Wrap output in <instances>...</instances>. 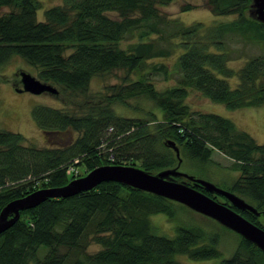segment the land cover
Segmentation results:
<instances>
[{"label": "trees", "instance_id": "obj_1", "mask_svg": "<svg viewBox=\"0 0 264 264\" xmlns=\"http://www.w3.org/2000/svg\"><path fill=\"white\" fill-rule=\"evenodd\" d=\"M169 1L62 0L39 20L38 0H0V81L4 67L22 56L38 68L40 79L78 97L88 93L96 74L137 69L145 58L168 54L170 50L159 47L151 35L161 30L160 23L170 20L177 26L176 44L181 48L177 85L159 90L138 79L131 86L110 85L105 98L87 102L77 111L34 106L32 114L42 129L76 130L72 141L39 146L19 131L0 128V211L9 200L38 187L67 183L75 176L74 171L66 173V166L78 156L80 162L75 164L86 166L79 176L104 163L132 164L152 172L176 166L178 158L165 143L168 139L179 145L181 155L200 161H209L218 149L230 156L239 174L225 188L264 211V143L231 118L193 111L185 101L189 90L196 89L232 109L263 105L264 22L249 14L252 0H208L214 14H237L232 20L210 24L168 19L157 5ZM4 6L16 9L1 12ZM134 33L136 41L122 46L121 40ZM229 33L257 43L262 50L247 57L237 70L228 64L232 56L223 39ZM234 75L238 79L233 86L228 77ZM139 92L154 100L163 115L151 111L149 118L122 116L115 111V102L130 105L126 97ZM104 140V148L115 153L113 159L109 151L104 154ZM176 179H185L264 228L263 213L238 209L224 195L184 176ZM175 202L115 180L68 197L47 198L22 209L19 219L0 233V264H191L178 256H220L219 233L199 223L180 221L173 235L158 231L151 215L165 213L176 219ZM238 235L240 248L219 264H264V250ZM92 242L100 247L89 251Z\"/></svg>", "mask_w": 264, "mask_h": 264}, {"label": "rangeland", "instance_id": "obj_2", "mask_svg": "<svg viewBox=\"0 0 264 264\" xmlns=\"http://www.w3.org/2000/svg\"><path fill=\"white\" fill-rule=\"evenodd\" d=\"M39 6L36 16L39 20L45 19V10L53 5L62 3V0H38ZM191 4V8H185L186 4ZM252 4V2H251ZM159 12L169 18H178L186 24L200 20L206 24L219 21H229L237 14H214L208 0H171L165 4L157 5ZM16 9L14 6H4L1 12H7ZM253 6L249 10L251 16L256 13ZM114 15V12H111ZM259 20V19H258ZM160 31H152L151 35L157 39V45L169 49L168 54L154 55L145 58L144 64L137 69L115 68L101 74H96L91 78L89 91L87 94L65 95L58 91L53 93L44 91L42 93H33L31 91L17 90L22 86L20 79V70H26L38 77V68L28 64L22 56L13 58L5 67L0 81V128L19 131L27 138L39 146H55L59 143L72 141L78 132L73 129L64 131L48 130L45 131L37 123L32 114L36 104L48 105L67 111H77L87 102L99 101L106 97L110 90V85L118 84L127 86L135 83L138 79L144 80L147 84H152L159 90L178 84L181 73L177 68L178 56L181 48L176 43L180 37L175 34L177 26L169 20L168 23L159 24ZM163 36V37H161ZM136 33L127 35L121 40V45L127 47L129 43L136 41ZM225 46L230 50L232 58L228 64L235 70L239 69L247 57L260 53L262 50L255 42H244L241 35L229 33L223 39ZM240 53V56H239ZM165 66V68H163ZM39 78V77H38ZM231 84H237V75L228 77ZM55 85V84H54ZM56 86V85H55ZM57 87V86H56ZM130 105L121 102L114 103L115 111L122 116H141L149 118V112H154L158 117L163 115V110L158 104L147 98L141 92L126 97ZM186 103L193 111H206L221 114L231 118L236 125L248 131L259 143H264V104L260 106H247L241 108H230L223 103L213 101L203 95L199 90L190 89L185 98ZM135 108H134V107ZM136 106H138L136 108ZM142 108V109H141ZM111 128L108 129L106 136L110 135ZM105 136V137H106ZM104 137V138H105ZM107 140L102 143L104 154L109 151L108 157L113 159L115 153L112 148H104ZM180 170L192 174L197 178L209 180L219 186L227 187L238 176V170L233 164L230 156H227L221 150H215L209 161H200L188 155H181ZM81 156L75 157V162H80ZM76 172L80 174L86 168L83 164H76ZM66 173L68 170L66 168ZM85 174V173H84ZM83 175V174H82ZM79 176V175H78ZM177 208L176 219H171L165 213L151 215L153 224L159 232H165L169 235L174 234V225L180 221L199 223L207 229L218 232L220 235L219 248L222 254L214 258L192 259L185 255L178 257L186 262L195 264H219L224 257L231 255L237 248H240V237L234 230L223 226L217 220L197 212L185 204L175 202ZM100 247L99 243L92 242L88 249L94 251ZM245 252V248H241Z\"/></svg>", "mask_w": 264, "mask_h": 264}, {"label": "water", "instance_id": "obj_3", "mask_svg": "<svg viewBox=\"0 0 264 264\" xmlns=\"http://www.w3.org/2000/svg\"><path fill=\"white\" fill-rule=\"evenodd\" d=\"M252 6L255 9V17L264 22V0H252ZM19 74L22 82V86L17 88L19 91L27 90L33 93L44 91L58 93L59 91L53 83L43 81L26 70H20ZM165 143L172 147L176 153L178 158L176 166L164 167L152 172L132 164L104 163L62 185L38 187L27 194L9 200L2 207L0 233L19 219L22 209L37 206L50 197H68L80 191L94 188L103 181L115 180L185 204L191 209L217 220L264 250L263 227L246 218L237 209L190 185L185 179L177 180L176 176H184L203 185L210 192L224 195L238 209H249L258 215L264 214V211H259L256 206L235 191L180 170L182 156L179 145L172 139L166 140Z\"/></svg>", "mask_w": 264, "mask_h": 264}, {"label": "built area", "instance_id": "obj_4", "mask_svg": "<svg viewBox=\"0 0 264 264\" xmlns=\"http://www.w3.org/2000/svg\"><path fill=\"white\" fill-rule=\"evenodd\" d=\"M75 168L71 165L68 167V172H72Z\"/></svg>", "mask_w": 264, "mask_h": 264}]
</instances>
